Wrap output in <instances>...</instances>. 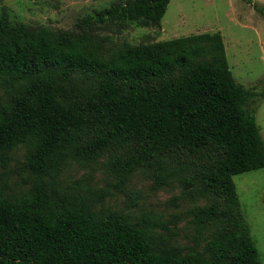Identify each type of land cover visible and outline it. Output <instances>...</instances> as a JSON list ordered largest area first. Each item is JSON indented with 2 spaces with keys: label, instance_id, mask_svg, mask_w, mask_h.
<instances>
[{
  "label": "trees",
  "instance_id": "obj_1",
  "mask_svg": "<svg viewBox=\"0 0 264 264\" xmlns=\"http://www.w3.org/2000/svg\"><path fill=\"white\" fill-rule=\"evenodd\" d=\"M170 1L118 0L72 29L0 8L1 166L25 149L17 187L0 175V264H263L233 178L264 168L260 92L235 79L222 33L113 39L160 27ZM75 163L122 187L149 170L156 189L180 180L203 203L169 221L113 208L88 179L64 184Z\"/></svg>",
  "mask_w": 264,
  "mask_h": 264
},
{
  "label": "rangeland",
  "instance_id": "obj_2",
  "mask_svg": "<svg viewBox=\"0 0 264 264\" xmlns=\"http://www.w3.org/2000/svg\"><path fill=\"white\" fill-rule=\"evenodd\" d=\"M118 0H0L13 21L34 25L72 29L76 22ZM264 6V0H171L160 27L132 24L122 33L114 35L117 43H149L205 32L220 31L224 37L228 61L237 82L255 87L260 92L256 101V119L264 138V15L254 6ZM113 33L110 30L103 34ZM25 149L19 147L0 175L7 172L10 183L17 187L22 175L18 172ZM241 208L264 264V168L234 175ZM76 179H88L93 187L109 190L106 203L113 208H124L136 213H152L169 221L174 216H185L195 205L203 203L193 196L184 183L175 180L159 189L149 170L135 173L125 187L116 186L117 180L101 167L89 168L77 163L67 167L63 174L65 185ZM188 222L179 221L180 241L189 243Z\"/></svg>",
  "mask_w": 264,
  "mask_h": 264
}]
</instances>
